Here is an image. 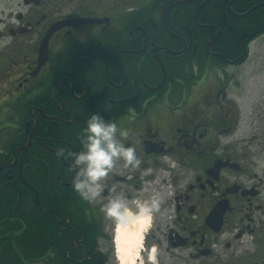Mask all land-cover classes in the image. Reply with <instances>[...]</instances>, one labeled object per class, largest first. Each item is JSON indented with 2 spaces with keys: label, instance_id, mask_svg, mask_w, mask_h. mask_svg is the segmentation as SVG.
<instances>
[{
  "label": "flooded vegetation",
  "instance_id": "af4514ba",
  "mask_svg": "<svg viewBox=\"0 0 264 264\" xmlns=\"http://www.w3.org/2000/svg\"><path fill=\"white\" fill-rule=\"evenodd\" d=\"M263 2L10 7L0 18V254H21L30 227L76 211L88 221L95 215L98 237L113 239L115 223L101 205L158 193L137 264H264V131L239 133L242 83L234 72L258 36L242 41L232 24ZM225 29L235 43L222 39ZM92 113L129 131L124 142L141 163L125 168L118 160L101 196L88 202L72 181Z\"/></svg>",
  "mask_w": 264,
  "mask_h": 264
},
{
  "label": "clouds",
  "instance_id": "9594fccd",
  "mask_svg": "<svg viewBox=\"0 0 264 264\" xmlns=\"http://www.w3.org/2000/svg\"><path fill=\"white\" fill-rule=\"evenodd\" d=\"M129 131L121 129L116 122H108L99 113H92L86 121L84 135L80 138L83 146L74 154L73 167L76 175L72 188L85 201L93 202L101 196L105 177L113 170L118 160L125 168L139 167L141 160L132 143H125ZM62 152V150H61ZM160 210V196L153 193L146 199L129 201L127 197L117 195L102 204L100 211L114 221L116 229H146L153 216Z\"/></svg>",
  "mask_w": 264,
  "mask_h": 264
},
{
  "label": "trees",
  "instance_id": "16d2710c",
  "mask_svg": "<svg viewBox=\"0 0 264 264\" xmlns=\"http://www.w3.org/2000/svg\"><path fill=\"white\" fill-rule=\"evenodd\" d=\"M256 1L264 0H249V6ZM232 24L242 41L264 34V8L234 19ZM232 37L225 29L222 39L235 43ZM85 214V211L70 212L57 225L45 222L43 226L30 227L29 234L18 245L20 253L33 261L46 259L44 264H111L112 250L105 252L100 247V224L95 215L88 221ZM21 254L11 247L7 253L0 254V264H23Z\"/></svg>",
  "mask_w": 264,
  "mask_h": 264
},
{
  "label": "rangeland",
  "instance_id": "374dc122",
  "mask_svg": "<svg viewBox=\"0 0 264 264\" xmlns=\"http://www.w3.org/2000/svg\"><path fill=\"white\" fill-rule=\"evenodd\" d=\"M18 1L0 0V18H6L10 14V7L15 11ZM234 72L239 74L242 83L237 95L241 114L239 133L259 134L264 131V34L253 40L249 46L246 62L235 68ZM100 247L105 252L112 250L111 264H117L113 239L110 237L100 240ZM139 261L140 259L137 263Z\"/></svg>",
  "mask_w": 264,
  "mask_h": 264
},
{
  "label": "bare ground",
  "instance_id": "6f19581e",
  "mask_svg": "<svg viewBox=\"0 0 264 264\" xmlns=\"http://www.w3.org/2000/svg\"><path fill=\"white\" fill-rule=\"evenodd\" d=\"M149 226L139 232L134 228L120 229L118 231L115 226L113 244L117 264H137L143 249L144 237Z\"/></svg>",
  "mask_w": 264,
  "mask_h": 264
},
{
  "label": "water",
  "instance_id": "95a60500",
  "mask_svg": "<svg viewBox=\"0 0 264 264\" xmlns=\"http://www.w3.org/2000/svg\"><path fill=\"white\" fill-rule=\"evenodd\" d=\"M263 5H264V2L261 3V4H259V5H257V6H255V7H253L252 10L255 9L256 7L263 6ZM249 12H250V11H249ZM244 15H245V14H243L242 16H244ZM87 21H88V20H84V21H81V22L84 23V22H87ZM69 23H73V22H69ZM50 32H51V31H50ZM50 32H49V33H50ZM46 39H47V38H46Z\"/></svg>",
  "mask_w": 264,
  "mask_h": 264
}]
</instances>
